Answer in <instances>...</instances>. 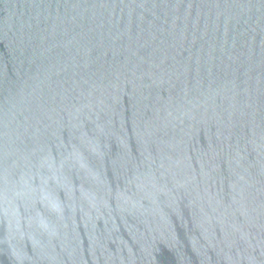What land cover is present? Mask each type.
Masks as SVG:
<instances>
[{
  "label": "water",
  "instance_id": "water-1",
  "mask_svg": "<svg viewBox=\"0 0 264 264\" xmlns=\"http://www.w3.org/2000/svg\"><path fill=\"white\" fill-rule=\"evenodd\" d=\"M0 264H264V0H0Z\"/></svg>",
  "mask_w": 264,
  "mask_h": 264
}]
</instances>
